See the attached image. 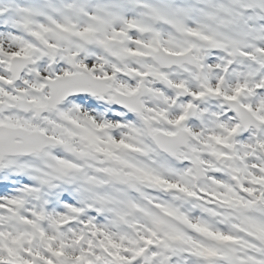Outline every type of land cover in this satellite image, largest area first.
Instances as JSON below:
<instances>
[{"label": "snow or ice", "instance_id": "obj_1", "mask_svg": "<svg viewBox=\"0 0 264 264\" xmlns=\"http://www.w3.org/2000/svg\"><path fill=\"white\" fill-rule=\"evenodd\" d=\"M0 264H264V0H0Z\"/></svg>", "mask_w": 264, "mask_h": 264}]
</instances>
